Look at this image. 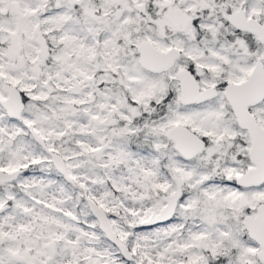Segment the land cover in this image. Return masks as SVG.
Listing matches in <instances>:
<instances>
[{
    "label": "snow or ice",
    "instance_id": "obj_1",
    "mask_svg": "<svg viewBox=\"0 0 264 264\" xmlns=\"http://www.w3.org/2000/svg\"><path fill=\"white\" fill-rule=\"evenodd\" d=\"M0 264H264V0H0Z\"/></svg>",
    "mask_w": 264,
    "mask_h": 264
}]
</instances>
